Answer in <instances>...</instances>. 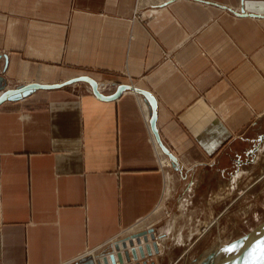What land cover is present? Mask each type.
Segmentation results:
<instances>
[{
  "label": "crops",
  "instance_id": "crops-1",
  "mask_svg": "<svg viewBox=\"0 0 264 264\" xmlns=\"http://www.w3.org/2000/svg\"><path fill=\"white\" fill-rule=\"evenodd\" d=\"M80 77L149 93L177 166L134 90L0 104V264H102L129 241L138 263L175 262L183 228L163 211L185 215L203 168L238 172L264 144V0H0L4 90Z\"/></svg>",
  "mask_w": 264,
  "mask_h": 264
},
{
  "label": "rangeland",
  "instance_id": "rangeland-1",
  "mask_svg": "<svg viewBox=\"0 0 264 264\" xmlns=\"http://www.w3.org/2000/svg\"><path fill=\"white\" fill-rule=\"evenodd\" d=\"M261 144L256 146L247 163L242 165L238 172L239 167H234L230 162H227L228 172L224 174H220V168L216 166L203 168L201 183L195 190V197L185 215L180 216L178 208L172 203L168 210L163 211L165 218H180L179 224L183 228L176 230L173 227L174 229L167 233V250L176 260L163 264H203L208 255H215L221 247L233 242L229 253L235 249L238 253L241 250L246 253L254 250L248 256L244 255L245 258L238 260L233 257L229 260L228 257L216 264L226 260L223 264H253L254 260L259 261L257 257L261 255L259 248L262 243L243 242V245L237 246L235 244L241 236L264 224V144ZM257 160L258 162H255ZM233 173L236 174L232 175ZM152 241L155 245L158 244L156 238ZM140 257L143 259L145 256Z\"/></svg>",
  "mask_w": 264,
  "mask_h": 264
},
{
  "label": "water",
  "instance_id": "water-1",
  "mask_svg": "<svg viewBox=\"0 0 264 264\" xmlns=\"http://www.w3.org/2000/svg\"><path fill=\"white\" fill-rule=\"evenodd\" d=\"M0 82H1V79H0ZM75 82L87 83L91 87L93 94L100 100L116 99L117 97H119L122 94L123 91H126V90H132V91L134 90L136 93L142 95L146 99V101L150 107V126H151V130L154 134L155 140L159 144L162 151L166 155H168L169 159L172 161V166H174V167L177 166L176 159L161 145V143L159 141V137H158L157 132L155 130V118H156L155 101L149 93L141 91L139 89H133L132 87H128V86H120V87H118L117 92L113 96L106 97L97 91L96 82L93 81L92 79L88 78V77H80L78 79H74L72 81H69L68 83H65L63 85L47 86V85H39V84H30V85L22 86V87H19L17 89H13V90H4V87L1 85L0 91H2V93L0 94V104L4 103L6 101L20 100V99L28 96L29 94H31L35 90H52V89H57V88H60L64 85L75 83ZM243 242L244 243L245 242H259V243L264 244V227L256 228V229L248 232L247 234L241 236L235 245L236 246L238 244L243 245V244H241ZM233 243H229L228 245H224L223 247L220 248L219 252L229 251L230 246H232ZM137 244L140 245V242L137 241ZM121 247L123 249V254L120 253V247L117 245L116 247H114V249L117 251L116 258L113 255H111L109 258V261L107 259H105V260H103L102 264H117V263L123 264L124 263L123 257H124L126 263L130 264L129 254H131L132 259L135 262H137L136 249L134 248V245L132 242L129 241L128 245L126 244V242H122ZM128 248H130L129 251L127 250ZM145 249L147 251L148 247L146 246ZM138 251H139V255L143 256L142 248L139 247ZM213 252H215V251H213ZM214 256H215L214 253H211L210 255L207 256V259H210L211 257H214ZM116 260H117V262H116ZM87 261H90V262H87ZM85 263L86 264H94V262H92L91 260H85V261L79 262L77 264H85ZM95 264H101V263L97 261ZM135 264H139V263H135ZM203 264H206V262Z\"/></svg>",
  "mask_w": 264,
  "mask_h": 264
},
{
  "label": "bare ground",
  "instance_id": "bare-ground-1",
  "mask_svg": "<svg viewBox=\"0 0 264 264\" xmlns=\"http://www.w3.org/2000/svg\"><path fill=\"white\" fill-rule=\"evenodd\" d=\"M168 161V160H167ZM167 161H165L166 162V164H168L169 166H170V164H169V161L167 162ZM165 164V165H166ZM261 227H264V224L263 225H261L260 227H258V228H261ZM252 243V242H251ZM250 243V244H251ZM157 245V244H156ZM248 246H250L249 245V243H248ZM252 246V245H251ZM239 249V248H238ZM241 249V248H240ZM246 249V248H245ZM259 249H261V248H259ZM139 250V249H138ZM247 250V249H246ZM254 249H251V251L250 252H248L247 251V253H246V251L244 252V250L242 251H239V253H238V251H236V249L232 252L231 251V253H229L228 251H223V252H217L216 254H215V256L214 257H211L210 259H207V258H205L204 259V261H206V262H208L209 264H216L218 261H220L221 259H225V258H228V257H230L229 258V260L230 259H232L233 257H235L236 259H238L239 260V258L241 259V258H245V256H248L252 251H253ZM139 252V251H138ZM241 252V253H240ZM260 252V251H259ZM157 254H158V250H157ZM245 255V256H244ZM260 256V255H259ZM257 256H255V258H256ZM227 261V260H226ZM225 261V262H226ZM225 262H222L221 264H223V263H225ZM253 264H260V261H257V262H255V260H254V262H253Z\"/></svg>",
  "mask_w": 264,
  "mask_h": 264
},
{
  "label": "snow or ice",
  "instance_id": "snow-or-ice-1",
  "mask_svg": "<svg viewBox=\"0 0 264 264\" xmlns=\"http://www.w3.org/2000/svg\"><path fill=\"white\" fill-rule=\"evenodd\" d=\"M261 255L257 257V259L260 261V264H264V244L261 246Z\"/></svg>",
  "mask_w": 264,
  "mask_h": 264
}]
</instances>
